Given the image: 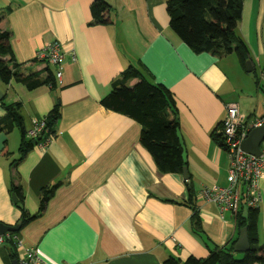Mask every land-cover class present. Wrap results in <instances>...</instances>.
I'll use <instances>...</instances> for the list:
<instances>
[{
    "label": "crops",
    "instance_id": "crops-1",
    "mask_svg": "<svg viewBox=\"0 0 264 264\" xmlns=\"http://www.w3.org/2000/svg\"><path fill=\"white\" fill-rule=\"evenodd\" d=\"M105 1L108 23L95 20L94 0H0V30L11 33L18 70L42 82L32 89L16 79L0 82L4 101L20 103L22 116V126L12 124L0 104V222L16 225L21 219L14 186L30 214L39 213L44 190L55 188L44 212L17 231L23 246L0 244V264H12L28 247L52 264H163L169 255L207 257L238 235L233 214H221L200 191L228 184V154L216 141L227 104L236 102L246 117L264 111V41L254 23L245 28V11L258 8L260 0H245L239 26L252 77L235 53H196L183 42L170 27L168 0ZM53 41L67 52L62 80L57 66L38 59ZM130 66L175 97L170 113L179 121L192 192L183 174L158 168L140 141V123L101 102ZM52 77L54 86L47 82ZM55 105L60 114L47 147L35 143L22 153L23 131ZM31 140L26 135L24 142ZM260 187L263 244L264 178Z\"/></svg>",
    "mask_w": 264,
    "mask_h": 264
},
{
    "label": "trees",
    "instance_id": "trees-1",
    "mask_svg": "<svg viewBox=\"0 0 264 264\" xmlns=\"http://www.w3.org/2000/svg\"><path fill=\"white\" fill-rule=\"evenodd\" d=\"M244 2L245 0H168L170 27L194 52H208L219 56L235 53L246 68V63L250 59V50L239 33ZM91 10L96 21L111 22L105 16L110 11L107 1L94 0ZM18 67L11 46V33L0 30V82L9 84L16 79L31 89L42 83L40 79H32V74H21ZM133 78L139 80L130 86L129 81ZM49 80L48 84L54 86L53 77ZM4 99L5 96L0 104L7 110L9 120L12 124L22 126V116L19 112L21 104H7ZM101 102L106 108L127 115L141 124L140 141L151 153L161 171L183 174L184 168L187 167L185 145L181 137L179 121L170 113L176 103L172 91L167 86L154 83L140 69L130 66L124 71L122 78L113 82L111 92ZM59 114V107L55 105L47 117L51 132ZM23 132L21 152L25 154L33 148L34 139L25 143L27 130ZM216 141L220 146L225 147L223 133L216 137ZM185 182L192 192L191 179ZM13 191L19 198L17 205L21 209V219L18 223L23 227L44 212L48 200L54 195L55 188L44 190L38 214H30L27 211L19 186H14ZM192 195L191 193V202H193ZM193 210L196 233L203 239L200 214L194 205ZM259 216L260 207L242 209L236 216L238 235L228 244L215 247L204 258L191 255L186 260H182L169 255L164 259L163 264H264V243H260ZM243 228H247L251 248L244 253H237L234 251V244ZM9 234L20 237L17 231ZM3 244L11 248L16 247L11 238H6Z\"/></svg>",
    "mask_w": 264,
    "mask_h": 264
},
{
    "label": "built area",
    "instance_id": "built-area-1",
    "mask_svg": "<svg viewBox=\"0 0 264 264\" xmlns=\"http://www.w3.org/2000/svg\"><path fill=\"white\" fill-rule=\"evenodd\" d=\"M66 50L60 41H53L38 52V59L58 67L56 77L62 80L63 64L66 59ZM72 60H77L74 50L70 51ZM227 114L222 121L225 150L229 158L228 184L226 186H204L200 195L206 201L216 204L223 214L231 212L236 219L242 209L259 207L263 201L260 182L264 178V148L259 156L247 153L243 141L251 130L264 126V111L260 115L246 117L240 112L236 102L227 104ZM30 139L37 140L40 147H47L52 138L47 117L32 118V126L26 134ZM186 181V180H185ZM6 238H11L16 247H22V239L11 236L9 233L0 236V244ZM20 264H52L44 259L36 247H28L18 259ZM70 264V263H62Z\"/></svg>",
    "mask_w": 264,
    "mask_h": 264
},
{
    "label": "water",
    "instance_id": "water-1",
    "mask_svg": "<svg viewBox=\"0 0 264 264\" xmlns=\"http://www.w3.org/2000/svg\"><path fill=\"white\" fill-rule=\"evenodd\" d=\"M247 71L251 72L253 70L252 60L249 59L246 63ZM1 84V83H0ZM5 94L0 87V101L3 100ZM33 143H37V140H33ZM264 145V126L256 127L249 133L248 137L243 141L242 147L243 149L249 153L256 156L261 155L262 146ZM183 178L185 180L190 179L189 170L187 167L184 168ZM14 200H17L16 195L13 196ZM21 228V224L18 223L16 225H7L3 222H0V236L5 235L9 232L19 231ZM251 248V243L248 237L247 228L241 229L239 233V237L234 244V251L237 253H244ZM12 264H20L18 260H13Z\"/></svg>",
    "mask_w": 264,
    "mask_h": 264
},
{
    "label": "rangeland",
    "instance_id": "rangeland-1",
    "mask_svg": "<svg viewBox=\"0 0 264 264\" xmlns=\"http://www.w3.org/2000/svg\"><path fill=\"white\" fill-rule=\"evenodd\" d=\"M250 11H256L257 15H260V18H257V17L254 18V15ZM245 13H246L245 28L249 27L251 24L254 23L260 29V31H259L260 36H261V39L264 41V1L260 0V6L258 8H256V7L255 8H248L245 11ZM243 18H242V22H241L242 23V29H243ZM40 61L46 62L43 60H40ZM246 73H247V75H251V77L254 75L253 71L246 72ZM257 75L261 78V82H262V76H261V73H260V70L258 67H257ZM262 83H264V82H262ZM16 248H19V247H16Z\"/></svg>",
    "mask_w": 264,
    "mask_h": 264
}]
</instances>
